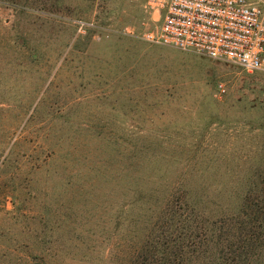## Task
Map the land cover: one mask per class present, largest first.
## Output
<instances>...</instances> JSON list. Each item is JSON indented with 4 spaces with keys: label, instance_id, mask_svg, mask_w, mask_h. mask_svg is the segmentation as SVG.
<instances>
[{
    "label": "rangeland",
    "instance_id": "obj_1",
    "mask_svg": "<svg viewBox=\"0 0 264 264\" xmlns=\"http://www.w3.org/2000/svg\"><path fill=\"white\" fill-rule=\"evenodd\" d=\"M164 1L0 0V264H125L96 178L131 144L211 196L264 172V73L146 40Z\"/></svg>",
    "mask_w": 264,
    "mask_h": 264
},
{
    "label": "trees",
    "instance_id": "obj_2",
    "mask_svg": "<svg viewBox=\"0 0 264 264\" xmlns=\"http://www.w3.org/2000/svg\"><path fill=\"white\" fill-rule=\"evenodd\" d=\"M31 56L38 57L35 52ZM130 149L133 154L111 160L118 165L111 175L109 165L96 178L100 185L114 186L105 197L114 206L105 209L115 236L128 245L121 257H127L125 264H264L260 168L240 166L236 175L231 167L213 176L229 188L211 196L208 189L197 187L211 176L167 174V161L149 156L145 144H131ZM226 163L232 166L231 160Z\"/></svg>",
    "mask_w": 264,
    "mask_h": 264
},
{
    "label": "built area",
    "instance_id": "obj_3",
    "mask_svg": "<svg viewBox=\"0 0 264 264\" xmlns=\"http://www.w3.org/2000/svg\"><path fill=\"white\" fill-rule=\"evenodd\" d=\"M145 39L264 73V0H165Z\"/></svg>",
    "mask_w": 264,
    "mask_h": 264
}]
</instances>
